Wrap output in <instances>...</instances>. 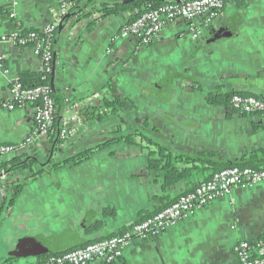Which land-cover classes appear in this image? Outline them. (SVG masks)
<instances>
[{
	"label": "crops",
	"instance_id": "1",
	"mask_svg": "<svg viewBox=\"0 0 264 264\" xmlns=\"http://www.w3.org/2000/svg\"><path fill=\"white\" fill-rule=\"evenodd\" d=\"M59 2L0 0V56L8 70L4 74L0 65V143H16L31 131L32 105L8 110L3 103L22 73L37 74L42 68L32 48L16 47L10 36L19 28L39 30L53 23ZM79 7L78 14L71 12L57 24L54 35L52 96L59 117L76 108H101L114 97L123 107L102 121L82 123L71 139L61 141L53 162L139 131L172 155L211 154L208 159L218 163L264 164V113L245 114L230 102L209 101L210 93L264 98V0H231L195 39L188 21L168 22L145 46L119 34L134 10L103 15L105 6L98 0ZM227 23L226 34L213 38ZM116 128L119 133L113 134ZM44 140L39 150L18 149L0 162L34 155L45 161L52 144ZM146 164L140 147L119 143L77 166L50 168L35 179L27 170H1L0 264H38L49 253L35 251L36 239L53 237L57 251L64 252L122 232L212 174L199 162L196 168L173 163L189 173L164 187L171 173L149 171ZM17 185H22L20 193L5 208ZM262 234L264 185H242L171 229L134 241L118 264H239L234 243L255 242Z\"/></svg>",
	"mask_w": 264,
	"mask_h": 264
},
{
	"label": "built area",
	"instance_id": "2",
	"mask_svg": "<svg viewBox=\"0 0 264 264\" xmlns=\"http://www.w3.org/2000/svg\"><path fill=\"white\" fill-rule=\"evenodd\" d=\"M15 1V0H9ZM86 0H60L55 8L54 22L39 30L21 29L10 36L16 47L29 46L41 61L40 83L24 87L16 79L9 88V97L3 106L12 110L33 107V127L29 134L16 143H0V158L9 156L18 149L40 148V141L51 136L66 141L71 139L80 127L78 110L73 109L61 120L50 86L53 70V43L57 24L66 19L73 9ZM231 0H172L152 7L132 20L124 22L119 30L122 37H135L140 46L149 45L156 39L168 22L183 19L189 22V32L195 39L200 35L202 25H211L222 9ZM202 22H198V20ZM4 55L0 56L3 67ZM3 73L8 70L3 67ZM230 107L241 113H264V98L255 95L234 93L230 97ZM58 117L60 120L58 121ZM48 145V143H47ZM3 175V174H2ZM262 183L264 185V168L254 169L248 166H230L216 171L207 179L199 182L191 191L179 194L172 202L155 211L144 219L136 220L124 231L110 237L89 242L58 255H51L38 264H118L124 251L134 241L153 238L174 227L180 220L201 209L215 199L230 194L238 186ZM233 252L239 264H264V243L261 241L239 240L233 245Z\"/></svg>",
	"mask_w": 264,
	"mask_h": 264
},
{
	"label": "trees",
	"instance_id": "3",
	"mask_svg": "<svg viewBox=\"0 0 264 264\" xmlns=\"http://www.w3.org/2000/svg\"><path fill=\"white\" fill-rule=\"evenodd\" d=\"M86 1H89V0H86ZM93 1H96V0H93ZM98 1H101V4L105 6L103 15L117 14L122 11L129 10V9L134 10L135 14L131 18H129V20L134 19L139 14L147 10L148 5L155 7V6L168 3V2H159L157 0H98ZM80 5L81 3H79V5H77L73 9V13L74 12L75 14L79 13L78 9L80 8L79 7ZM40 80H41L40 73L33 74L31 72H24L19 77V81L24 87H31V86L37 85L40 83ZM234 93L248 95L247 93H243V92H233V93H229L226 95H219L217 97L214 94L210 93L209 101L211 104H222V103L227 104L230 102V97ZM52 95H53V91H52ZM103 104L104 105L101 108L88 107V108L79 109L78 118L81 124L89 122V121H102L108 115L117 113L123 107V101L118 97H114L113 99H105ZM112 133L113 134L119 133V129L116 128ZM54 140H55V136H51L50 143L54 146L53 154H55V152L59 150L61 141H62L59 138L55 142ZM119 143H123L128 146L140 147L146 153V158H147L146 169L147 170L152 171V170L165 169L166 176L168 173H171L170 176L166 178L164 187L174 184L175 182L180 180L183 177L185 172L189 173V171L179 172L176 169V166H172L173 163H178V162H184L186 164H193L195 168L198 167V165H195V163L199 162V166H201V168H205V169L209 168L212 170V173L219 171L223 168L234 166V165L241 166V167L248 166L254 169L264 168V164L258 165V164L244 163V162L218 163L212 159H208V158H211V154H206V155L200 154L195 158L186 156V155H172V153L162 144L153 141L150 137H148L147 135L139 131H133L131 133H127L123 135H116L115 137L108 139L104 143L98 144L97 146L93 148L85 149L81 152H78L77 154L73 156L63 159L62 161L53 162V160L51 159L48 165L44 168L41 167L40 161L37 159V155L30 156L25 161L22 159V157L15 156L7 161L0 162V171L1 170H4V171H24V170L26 171L27 170L30 172V175L28 178L35 179L43 171H48L50 168L59 169V168L66 167V166H77L81 164L82 162L89 160L97 151L105 147H110L111 145L119 144ZM170 168H172V170ZM21 189H22V185L16 186V190H15V193L13 194V197L8 202H5V208L7 207L9 208L13 204L15 197L20 193ZM3 208L4 207L0 209V212L3 210ZM257 241H261L264 243V234L260 235ZM60 253L62 252H59L57 254H47L43 258H41V260L51 255H58ZM99 264H108V263L101 262Z\"/></svg>",
	"mask_w": 264,
	"mask_h": 264
},
{
	"label": "water",
	"instance_id": "4",
	"mask_svg": "<svg viewBox=\"0 0 264 264\" xmlns=\"http://www.w3.org/2000/svg\"><path fill=\"white\" fill-rule=\"evenodd\" d=\"M67 18V17H66ZM62 23L59 24V28L61 29ZM231 27L229 23H227L226 25L221 26L216 34L213 36V38H219L221 36H224L228 30V28ZM54 53V51H53ZM50 86L53 87V72L51 73L50 76ZM60 120V118L58 119V121ZM58 132H59V126H57L56 128V137L54 142L58 139ZM53 153H54V146L51 145L50 147V151L48 153V156L46 158L45 161H40V165L42 168L46 167L48 165V163L51 161L52 157H53ZM33 248L35 249V251L37 252H41V253H49V254H57L59 253V251H57L56 249V241L53 237H47V238H41V239H36L35 242L33 243Z\"/></svg>",
	"mask_w": 264,
	"mask_h": 264
},
{
	"label": "rangeland",
	"instance_id": "5",
	"mask_svg": "<svg viewBox=\"0 0 264 264\" xmlns=\"http://www.w3.org/2000/svg\"><path fill=\"white\" fill-rule=\"evenodd\" d=\"M43 148H44V147H43ZM40 153H42V152H40ZM40 153H39V154H40Z\"/></svg>",
	"mask_w": 264,
	"mask_h": 264
}]
</instances>
